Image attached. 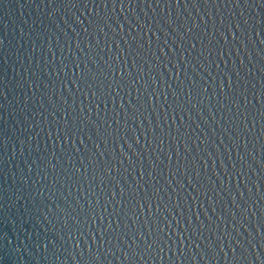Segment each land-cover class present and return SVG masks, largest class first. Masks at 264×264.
<instances>
[{
    "label": "water",
    "instance_id": "1",
    "mask_svg": "<svg viewBox=\"0 0 264 264\" xmlns=\"http://www.w3.org/2000/svg\"><path fill=\"white\" fill-rule=\"evenodd\" d=\"M0 264H264V0H0Z\"/></svg>",
    "mask_w": 264,
    "mask_h": 264
}]
</instances>
